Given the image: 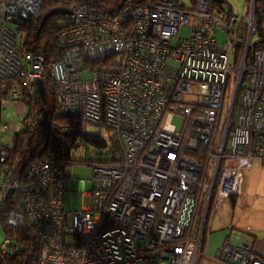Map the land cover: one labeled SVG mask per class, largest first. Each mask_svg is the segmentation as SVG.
Wrapping results in <instances>:
<instances>
[{
	"label": "built area",
	"instance_id": "obj_1",
	"mask_svg": "<svg viewBox=\"0 0 264 264\" xmlns=\"http://www.w3.org/2000/svg\"><path fill=\"white\" fill-rule=\"evenodd\" d=\"M44 2L0 0L1 106H24L34 125L40 79L57 115L111 133L88 161L70 163L74 127L53 121L47 154L17 173L0 111V201L13 189L10 199L34 226L40 251L32 264H197L210 211L245 194L247 172L264 166V35L257 37L255 0L242 18L212 0H126L117 12L73 1L49 63L23 51L17 23ZM182 28L188 35L174 42ZM77 164L93 170L82 192L90 203L67 210V167ZM19 249L4 236L0 264ZM212 260L264 264V254L253 235L232 230Z\"/></svg>",
	"mask_w": 264,
	"mask_h": 264
},
{
	"label": "trees",
	"instance_id": "obj_2",
	"mask_svg": "<svg viewBox=\"0 0 264 264\" xmlns=\"http://www.w3.org/2000/svg\"><path fill=\"white\" fill-rule=\"evenodd\" d=\"M73 1L86 3L95 11L117 12L120 10L123 0H45L38 13L30 14L17 21L23 51L42 53L47 63L57 57L60 54L58 34L65 24L68 14L59 12L52 15L51 11L55 8L68 9V5ZM225 3V0H212L214 7L226 12H233L231 7L225 8ZM255 16L258 26L257 37L260 39L264 35V0H255ZM39 99L37 104L40 109L37 122L31 126L26 125L25 129L16 132L14 144L11 145L10 157L17 173L22 172L36 157H44L47 154L49 128L53 121L74 127L72 131L67 132L70 163L86 162L96 151L107 145L108 140L99 137V135L85 133V138L91 142L94 152L88 159L77 158L73 150L78 145L80 120L73 116L57 115L53 98L48 97L46 102L41 97ZM27 117H24L25 123ZM230 199L236 206L237 197L232 196ZM207 224L208 220L206 227ZM0 229L3 232V237H10L20 246L18 253L8 259L10 264H32L37 259L40 242L36 230L26 218L23 208L14 199L0 201Z\"/></svg>",
	"mask_w": 264,
	"mask_h": 264
},
{
	"label": "rangeland",
	"instance_id": "obj_3",
	"mask_svg": "<svg viewBox=\"0 0 264 264\" xmlns=\"http://www.w3.org/2000/svg\"><path fill=\"white\" fill-rule=\"evenodd\" d=\"M186 4H191V0H182ZM224 4L226 9L231 7L233 12L238 14L241 18L246 17L249 14V0H225ZM64 21V20H63ZM188 35L187 28L180 29V32L177 36L174 37V42L178 40L179 37H185ZM217 40L219 42H224L227 37L222 31H219L216 34ZM235 50L234 53H236ZM237 63V57L233 56L232 58V67ZM233 97V90L229 86L226 92V98L224 103L223 110V120L227 119L231 107V101ZM48 98V97H47ZM23 108V107H22ZM1 111V123L6 124L8 127L4 129V141L9 144H14V137L16 132H19L25 129L26 123L24 121V112L20 110V107L17 104L7 103L6 106L2 107L0 104ZM234 121V118H233ZM81 129L78 139V145L74 148L73 153L79 159H88L94 152V148L85 138V133H92L99 135V137L110 141V130L105 127L98 126L92 123H86L81 121ZM0 124V130L1 125ZM68 180H67V191L65 193V206L66 209L72 210L77 207H82L84 205H88L90 203L89 197H83L82 192L85 190V182L87 180L93 179V170L90 166H85L81 164L71 165L67 167ZM254 173H250V179L247 180V188H245L246 194L239 196L238 202L239 207H235L232 203L231 199L225 201L223 209L216 210L212 209L209 213L208 224H207V233L210 235L215 234L208 240L210 245L209 247V255L214 254L213 250L218 246L220 242V238L223 236H227L228 230L225 229L222 231V227H224L227 223H231L234 220H237L239 216H241V221L238 224V229L253 232L254 229H262L264 230V171L261 172L260 182H256L253 179ZM76 180L79 182V189L73 190L71 188L72 181ZM200 219V218H198ZM69 223H72V219H69ZM214 224V231L212 233L210 230L211 226ZM231 229V228H230ZM234 232L237 229L233 230ZM3 238V232L0 229V241ZM233 241L237 243L234 239ZM214 256V255H213ZM212 257V256H210Z\"/></svg>",
	"mask_w": 264,
	"mask_h": 264
},
{
	"label": "crops",
	"instance_id": "obj_4",
	"mask_svg": "<svg viewBox=\"0 0 264 264\" xmlns=\"http://www.w3.org/2000/svg\"><path fill=\"white\" fill-rule=\"evenodd\" d=\"M17 106L18 107H20V110H22L23 112H25V107L24 106H22V105H20V104H17ZM23 107V108H22ZM264 171V166L263 165H261V164H259V163H256L254 166H253V168L249 171V172H247V180L248 179H250V173H254V176H253V179L257 182L258 181V183L260 182V177H261V172H263ZM247 180L245 181V184H244V189L245 188H247V187H245V186H247L248 184H247ZM90 181L91 180H87L86 182H85V187L86 188H88V187H90ZM71 188L73 189V190H78L79 189V182H75V181H72V184H71ZM246 191L247 190H245V194H246ZM64 205H65V200H64ZM226 204H224V206H225ZM224 206H223V208H224ZM235 207H239V202H238V199H237V202H236V206ZM65 208H66V206H65ZM77 208H79V207H77ZM222 208V209H223ZM68 210V209H67ZM240 221H241V216H239L238 218H237V220H234V221H232L231 223H227L224 227H222L221 229H222V231L223 230H225V229H229L228 230V233H226L227 235L230 233V231H232V230H234V229H237V230H240V229H238V224L240 223ZM214 228V224L211 226V228H210V230L212 231V230H214L213 229ZM231 228V229H230ZM242 231H245V230H242ZM246 232H248V233H250L251 235H253L254 236V238L256 239V246H257V249L262 253V254H264V230H262V229H254V231L253 232H250V231H246ZM212 233H215L214 231H212ZM213 235H215V234H208L207 233V238H208V240H210L211 239V237L213 236ZM225 237L226 236H223V237H221L220 238V242L218 243V246L213 250V253L214 254H212L211 253V255H209L208 253H209V247H210V245H209V243H208V241H207V246H206V248H205V250L203 249L202 251H201V253H200V255L198 256V259H197V264H216L213 260H212V258H213V255H215L216 254V252H217V250L219 249V247L222 245V242L224 241V239H225ZM210 256H212V257H210Z\"/></svg>",
	"mask_w": 264,
	"mask_h": 264
},
{
	"label": "water",
	"instance_id": "obj_5",
	"mask_svg": "<svg viewBox=\"0 0 264 264\" xmlns=\"http://www.w3.org/2000/svg\"><path fill=\"white\" fill-rule=\"evenodd\" d=\"M126 0H123L122 1V4L125 2ZM59 12H63V13H66L68 14L69 13V10L68 9H63V8H55L51 11V14L52 15H55V14H58ZM36 85H37V91L39 92L42 100L44 102L47 101V97H48V92L45 88V85L44 83L42 82V80L38 79L37 82H36ZM13 195V189H10L6 195V199L9 200Z\"/></svg>",
	"mask_w": 264,
	"mask_h": 264
}]
</instances>
